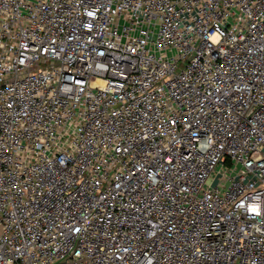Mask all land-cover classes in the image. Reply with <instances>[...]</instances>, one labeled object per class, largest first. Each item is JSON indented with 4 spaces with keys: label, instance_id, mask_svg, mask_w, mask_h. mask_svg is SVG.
<instances>
[{
    "label": "built area",
    "instance_id": "1",
    "mask_svg": "<svg viewBox=\"0 0 264 264\" xmlns=\"http://www.w3.org/2000/svg\"><path fill=\"white\" fill-rule=\"evenodd\" d=\"M0 264H264V0H0Z\"/></svg>",
    "mask_w": 264,
    "mask_h": 264
}]
</instances>
